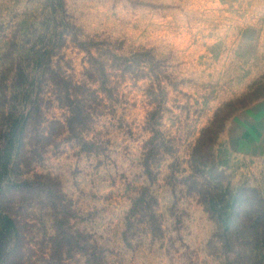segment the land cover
Here are the masks:
<instances>
[{"label":"rangeland","instance_id":"374dc122","mask_svg":"<svg viewBox=\"0 0 264 264\" xmlns=\"http://www.w3.org/2000/svg\"><path fill=\"white\" fill-rule=\"evenodd\" d=\"M91 57L104 62V85ZM61 77L86 87L70 94L87 116L73 128ZM38 96L41 127L9 177L42 181L19 202L25 264H60L58 233L71 242L61 264H88L86 241L93 264H264L227 252L200 191L231 185L264 203L252 132L264 102V0H0V128ZM216 115L222 129L196 167ZM203 161L217 176L199 172Z\"/></svg>","mask_w":264,"mask_h":264},{"label":"trees","instance_id":"16d2710c","mask_svg":"<svg viewBox=\"0 0 264 264\" xmlns=\"http://www.w3.org/2000/svg\"><path fill=\"white\" fill-rule=\"evenodd\" d=\"M110 57L113 62L119 59L122 62H131L130 58H122L113 53H110ZM91 59L93 62L99 63V70L102 78L104 77L102 85H104L106 77H108L105 73L106 70H104V62H99L97 58L93 57ZM51 72L56 73L53 70ZM57 77L60 78L58 75ZM65 79V77H61L60 81L57 82V87L63 86V89L59 90L58 88L57 93L60 96L65 95L68 101L71 100L72 112L67 119V125L73 128V124L86 121L87 116L79 96L75 95L70 99V94L72 95V91L76 89L84 88L86 90V87ZM37 98L26 113L8 117L4 126L0 128V264H25L24 250L27 236L25 228L27 223L25 220L19 219L22 218L19 202L24 197L33 196L34 191L38 189L39 183L42 181L38 176L33 179H20L19 181H10L9 177L15 158L19 162L20 157L24 158L27 154L25 152V139H27L30 129L35 124L36 127H41V122L34 123L35 118L39 119L43 116L42 101L40 96ZM218 122L219 117L216 115L214 122L202 131L198 145L192 153V163H195L196 167H198L199 161L206 159L209 144L214 143V139H210V137L214 136L216 131L222 129ZM56 123L60 124V122ZM62 127L64 126L62 125ZM39 135L42 138H48V136L42 134V131ZM202 163L204 170L199 172L204 173L207 170L213 176L216 175L214 173L216 167L212 166L210 168L207 161ZM17 167L19 166L17 165ZM47 178L51 180L50 177ZM209 182L207 181V183ZM49 184L50 182L47 186H50ZM230 186L214 187L211 183L201 185L203 189L200 191L204 198L205 207L218 227V237L223 247L227 248V252L240 249L241 252L238 253L248 254L246 256L247 261L252 262L255 259L262 258L264 262V203L250 194V192H253L251 189L234 190ZM68 240L69 238L64 233H58L50 238L54 248H52L53 255L59 256L60 264L61 261H64L63 252L65 247L71 245L70 241L67 242ZM76 244H78L77 240L73 243V246ZM244 247L249 252L246 253ZM56 248H60V252H57ZM84 248H90L88 251V264H93L97 259L96 246L86 241Z\"/></svg>","mask_w":264,"mask_h":264},{"label":"crops","instance_id":"0c3cea01","mask_svg":"<svg viewBox=\"0 0 264 264\" xmlns=\"http://www.w3.org/2000/svg\"><path fill=\"white\" fill-rule=\"evenodd\" d=\"M259 113H257L256 117V129L253 132V135H255V148L257 147L258 150H260V153H264V102L263 104H260L257 108Z\"/></svg>","mask_w":264,"mask_h":264}]
</instances>
